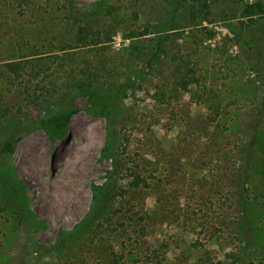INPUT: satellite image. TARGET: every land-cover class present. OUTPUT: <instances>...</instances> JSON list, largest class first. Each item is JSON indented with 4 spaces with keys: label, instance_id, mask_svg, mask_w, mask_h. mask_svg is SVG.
Here are the masks:
<instances>
[{
    "label": "rangeland",
    "instance_id": "1",
    "mask_svg": "<svg viewBox=\"0 0 264 264\" xmlns=\"http://www.w3.org/2000/svg\"><path fill=\"white\" fill-rule=\"evenodd\" d=\"M208 1L209 19L190 14L200 0H0V140L34 123L0 162L22 191H0V264H107L113 246L132 248L123 234L139 238L141 264H238L236 254L264 264V19L243 15L254 0ZM81 18L113 24L105 51L76 42ZM143 27L151 32L129 37ZM21 59L33 67L24 83L2 66ZM84 65L124 85L110 118L75 88ZM57 100L56 112L72 110L65 121L60 111L50 120ZM135 172L148 187L133 185ZM112 179L100 215L85 220L93 186Z\"/></svg>",
    "mask_w": 264,
    "mask_h": 264
},
{
    "label": "trees",
    "instance_id": "2",
    "mask_svg": "<svg viewBox=\"0 0 264 264\" xmlns=\"http://www.w3.org/2000/svg\"><path fill=\"white\" fill-rule=\"evenodd\" d=\"M23 1H25L27 4L31 3L33 0H20V3L22 4ZM177 1V0H175ZM200 5L198 8L190 10V14L196 15L199 11H204L205 14L203 16L204 19H209L211 9H210V4L208 0H200ZM243 15H252V14H258L264 19V0H254L253 2H243ZM174 7L173 9H175ZM175 11V10H173ZM77 20V19H76ZM78 24H72V30L75 31V37L74 39L76 40L77 43H80L81 45L88 46L89 48H96L100 51H105V48L108 46L106 44L107 41L111 39L112 35V30L113 29V24H110L111 22H104L101 25H97L98 23H93L91 20H83L81 18L78 19ZM82 21V22H81ZM113 21V20H112ZM172 21L173 19H170L169 21L166 22V31L161 30L157 34L156 38V46L151 54V58H149L148 64L150 66H153L155 61H158L159 58H161L163 52L166 50L165 44L167 42V38L169 36V29L170 26H172ZM252 19L250 18V21L248 24H251ZM151 32V29L148 27H143L139 30H131V32L128 34L129 37L133 36H143L147 33ZM139 42V41H138ZM5 68L6 73L10 75H14L15 80H20L19 82L24 83L21 79H23L25 75V71L28 69H32L33 67L31 66V60L29 59H21V60H9L3 63L2 65ZM107 73H110L107 72ZM82 74V77L78 80L76 83L75 88H78V90L82 93H85L90 97V100L92 102V105L99 107L102 112L107 114L108 118L111 117L112 110L116 109V105L118 103V100L121 98V90L124 85L122 84H116V82H112L111 80H108L107 77L103 78V75H99L96 73L94 70L90 69L87 65H84L83 67L80 68L79 70V75ZM0 78H1V73H0ZM24 86L30 87L28 84H24ZM111 99V102L108 103V100ZM65 101V100H62ZM59 100H57L55 103L53 102H47V111L49 112L48 114L50 115V120L58 114L62 113L60 117H62V121H65L67 117L70 115L72 112L69 111V105H65L62 102V108L58 112L55 110L58 109L60 104L58 105ZM56 112V113H55ZM63 114H66L63 115ZM58 121H61L60 119ZM34 127V123L31 121L19 124L17 125L13 130H10L6 136L0 140V162L4 164L3 161L8 160L10 162L11 157L13 156L16 148V144L19 142V140L29 132V129ZM253 137H256V134H254ZM110 143V142H109ZM253 140L250 142V147L252 148ZM110 148L107 146L104 148V152L107 153ZM251 150L248 149V153H250ZM11 163V162H10ZM119 164L120 161L116 157L115 158V164L114 168L112 169V178L115 179L116 175L118 174V169H119ZM251 162L249 158L247 161L244 163L243 167L240 168L241 170V175H246L250 169ZM13 168V167H12ZM11 167H6L3 166L0 168V191L5 192L6 197L8 199H16L22 195V191L20 188H17V184H19L17 178L14 175V171ZM12 169V170H11ZM135 177L132 180L133 185L136 187L139 186H144L148 187L149 183L147 180L139 173L135 172L134 173ZM113 179L110 182H107L106 184L102 185H95L93 186V200L91 204V208L89 210L88 216L85 218H93L97 214L100 215V211L103 208V205L105 204L106 197L109 194V191L111 187L113 186ZM243 181L245 179L242 178ZM17 181V182H16ZM5 204L8 206L9 201L6 200ZM248 206H249V198L245 197L243 200V221L245 224V232H246V238L248 239V231H249V219L247 217L248 215ZM2 209V208H1ZM127 213H130L132 216H129L130 220H133L134 222L141 220L144 218L143 214L141 215H136L135 212H133L131 209L126 210ZM116 215V213L114 214ZM114 217L110 216L109 220L113 221ZM95 220V218H94ZM129 223V222H128ZM131 224V222L129 223ZM102 226V224H99ZM120 225L124 227L125 229L126 224L124 221H120ZM126 234H123V240L121 243L122 248H130V250L120 252V250H115L114 246L111 248L110 252V260L108 261L107 264H126V258L127 255L130 254L132 256L128 257V260H133L132 264H141V258L139 256H135L139 252H137V247L139 246V238L132 236H125ZM130 245V246H129ZM132 245V246H131ZM247 247V246H246ZM245 247V251H246ZM235 259L238 260V264H243L244 262V256L241 254H236ZM80 264H85L84 262ZM91 264V263H90ZM93 264H105L104 261L98 259L96 262ZM143 264H148V262H144Z\"/></svg>",
    "mask_w": 264,
    "mask_h": 264
}]
</instances>
